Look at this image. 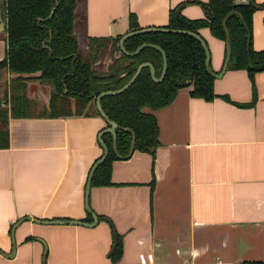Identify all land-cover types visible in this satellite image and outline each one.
Wrapping results in <instances>:
<instances>
[{"label": "crops", "instance_id": "obj_1", "mask_svg": "<svg viewBox=\"0 0 264 264\" xmlns=\"http://www.w3.org/2000/svg\"><path fill=\"white\" fill-rule=\"evenodd\" d=\"M197 1L204 0L77 1L75 33L79 42L85 35L122 33L128 12L137 27L161 26L167 8L180 2L179 13L201 17ZM263 14L262 8L251 10L253 49L264 47ZM197 30L208 65L217 71L223 40L204 25ZM251 75L250 82L243 68L225 65L212 77L210 99L189 95L187 85L165 104L142 108L157 126L152 155L132 149L112 158L109 182L87 188V207L107 221L19 220L10 256L3 252L11 251L17 217L90 222L82 189L88 165L100 153L96 133L104 122L89 101L85 114L7 113V144L0 147V264H110L113 232L121 264H264V69ZM250 83L254 99L240 104L250 98Z\"/></svg>", "mask_w": 264, "mask_h": 264}, {"label": "trees", "instance_id": "obj_2", "mask_svg": "<svg viewBox=\"0 0 264 264\" xmlns=\"http://www.w3.org/2000/svg\"><path fill=\"white\" fill-rule=\"evenodd\" d=\"M78 0H3L5 53L0 58V80L8 83L6 98L8 114L16 117L33 115L29 109L35 103L26 94V81L47 86L45 111L34 115L86 113L89 101L93 107L94 94L102 89H114L127 80L139 61L150 62L156 76L161 67L159 52L151 46H143L132 55L124 54L116 45V35H85L79 42L73 27L77 22L74 6ZM194 1V0H187ZM203 16L188 18L179 13L180 3L167 8L166 21L161 26L188 29L199 35L197 27L204 25L211 35L223 40L226 33L229 53L226 67L243 68L250 82L251 73L264 69V47L253 49L250 42V14L255 8L264 10V0L232 3V0L197 1ZM138 28L134 15L127 13V28ZM200 36V35H199ZM201 37V36H200ZM202 38V37H201ZM203 40V39H202ZM153 42L164 54L165 68L158 81L149 78L147 66H141L131 82L117 93H104L99 105L112 119L114 143L117 154L128 148L129 129L133 133V148L152 155L157 144V126L149 110L165 104L178 87L187 86V93L210 99L212 76L203 65V49L199 42L184 32L148 30L135 32L121 41L125 50H132L138 42ZM114 47L116 52L103 64L96 63L101 54ZM34 84V83H33ZM251 95L247 102L254 99ZM43 106V107H44ZM93 112L98 113L94 108ZM7 114V115H8ZM0 124V147L7 144L6 121ZM101 141L106 153L90 173L89 183L109 182V162L116 156L110 148V134L103 131ZM94 159V158H93ZM89 166V165H88ZM88 169V168H87ZM97 218L107 217L95 214ZM108 256L110 264L118 263L120 239L113 232Z\"/></svg>", "mask_w": 264, "mask_h": 264}, {"label": "water", "instance_id": "obj_3", "mask_svg": "<svg viewBox=\"0 0 264 264\" xmlns=\"http://www.w3.org/2000/svg\"><path fill=\"white\" fill-rule=\"evenodd\" d=\"M244 1L246 0H232V3L236 4V3H244ZM263 24H264V14H263ZM3 25V18H1V14H0V27H2ZM148 30H159V31H173V32H184V33H187L191 36H193L198 42L199 44L201 45L202 49H203V65H204V68L206 70V72L214 77L215 75H218L222 69L225 67L226 65V62H227V57H228V53H229V43H227V37H226V33L224 32V37H223V44H224V54H223V57H222V63H221V66L220 68L217 70V71H212L208 65V60H207V48H206V45L204 44L202 38L188 30V29H183V28H180V29H177V28H170V27H166V26H153V25H148V26H145V27H138V28H132V30H127V31H124L122 33H120V35L118 36L117 40H116V45L117 47H119V49L124 53V54H127V55H132L134 52H136L139 48L143 47V46H151V47H154L158 52H159V56H160V61H161V67H160V70L158 72V74L155 76L153 74V69H152V65L150 62H147V61H139L135 67L133 68V71L130 73V75L127 77V80L125 82H123L121 85H119L117 88H114V89H102L98 92H96L94 94V97H93V105H94V108L95 110L98 112L99 116L102 118L104 124L103 126L97 131L96 133V141L97 143H99V146H100V153L98 156H96L94 159H92L91 163L89 164L88 166V169L85 173V180H84V183H83V189H82V192H83V197H82V205H83V208L86 210V212L90 215L91 217V220L90 222H83V221H80L78 219H69V218H58V219H50V218H35L33 216H29V215H24V216H20V217H17L15 220H13V223L11 224V229H10V242H12V247H11V251L10 253H4L5 255H9L11 254V252L13 251V225L18 222L19 220H23L25 218H29L30 220L32 221H37V222H58V221H61V222H70V223H74V222H79V223H83V224H90L92 223L95 218H96V215L92 212V210L90 208L87 207V203H86V199H87V188L89 186V179H90V173L92 171V169L95 167V165L97 163H99L100 161H102V158L104 157V154L106 153V144L103 143L101 141V138H100V134L103 133V131H108L109 134H110V148L112 150V152L114 153V155L118 158L120 157H125L127 156L132 148H133V133H132V130L129 129V139H128V148L126 150L125 153L123 154H117L116 151H115V143H114V129L116 128V124L115 122L108 118L107 115L105 114L104 111L101 110L100 108V105H99V97L104 94V93H117L119 90H121L122 88H124L126 85H128L131 80L133 79L134 75L136 74V72L139 70V68L141 66H147L148 68V75H149V78H152L153 80H160L162 77V74H163V71H164V68H165V61H164V54H163V51L161 50V48L156 45L155 43L153 42H144V41H141V42H138L137 44L134 45L133 49L128 51V50H125L124 47L122 46V39L128 35H132V33H135V32H142V31H148ZM114 47H112L111 49V52L113 53L114 52ZM113 245V243H112Z\"/></svg>", "mask_w": 264, "mask_h": 264}, {"label": "rangeland", "instance_id": "obj_4", "mask_svg": "<svg viewBox=\"0 0 264 264\" xmlns=\"http://www.w3.org/2000/svg\"><path fill=\"white\" fill-rule=\"evenodd\" d=\"M81 0H78V2H80ZM264 26V24H263ZM80 28V26L75 25L73 27L74 32L77 31ZM112 48L106 49L102 54L101 57L98 61H96V63L99 64H103V62H106L107 59L110 57V54ZM114 52H116V49H114ZM34 83V84H33ZM7 85L8 83L5 81H1L0 80V120L2 118V116H7V108L9 106V101L8 98H6V93H7ZM49 86L45 85V84H41L37 82L31 81H26V94L28 97L32 98L33 101L35 102L32 107L29 109V112L31 114H38V112L40 111H45V104H46V93H47V88ZM39 88V89H38ZM37 89V90H36ZM42 93V96L37 95L35 97V94L33 92L37 91L39 93ZM36 92V93H37ZM37 93V94H38ZM44 106V107H43ZM142 108L146 109V106H142ZM1 124V121H0Z\"/></svg>", "mask_w": 264, "mask_h": 264}]
</instances>
